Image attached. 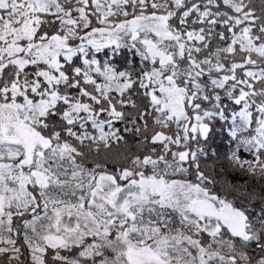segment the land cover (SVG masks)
I'll return each mask as SVG.
<instances>
[{"label":"snow or ice","instance_id":"1","mask_svg":"<svg viewBox=\"0 0 264 264\" xmlns=\"http://www.w3.org/2000/svg\"><path fill=\"white\" fill-rule=\"evenodd\" d=\"M0 264H264V0H0Z\"/></svg>","mask_w":264,"mask_h":264},{"label":"rangeland","instance_id":"2","mask_svg":"<svg viewBox=\"0 0 264 264\" xmlns=\"http://www.w3.org/2000/svg\"><path fill=\"white\" fill-rule=\"evenodd\" d=\"M221 151L223 152V150ZM202 167H204L210 175L214 176L219 183H223L224 181L236 183L243 182V180L247 179V177H242L234 172L223 154H221L219 159L210 158L202 162Z\"/></svg>","mask_w":264,"mask_h":264}]
</instances>
